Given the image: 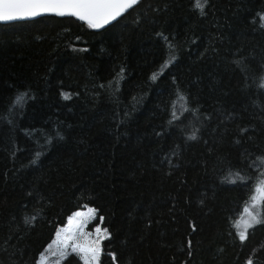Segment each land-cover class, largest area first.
Wrapping results in <instances>:
<instances>
[{
  "label": "trees",
  "instance_id": "trees-1",
  "mask_svg": "<svg viewBox=\"0 0 264 264\" xmlns=\"http://www.w3.org/2000/svg\"><path fill=\"white\" fill-rule=\"evenodd\" d=\"M192 4L139 0L99 31L55 15L0 23V264H35L85 204L111 234L101 264L109 251L118 264H264V223L243 242L234 227L264 179V0Z\"/></svg>",
  "mask_w": 264,
  "mask_h": 264
},
{
  "label": "snow or ice",
  "instance_id": "snow-or-ice-1",
  "mask_svg": "<svg viewBox=\"0 0 264 264\" xmlns=\"http://www.w3.org/2000/svg\"><path fill=\"white\" fill-rule=\"evenodd\" d=\"M138 2L139 0H0V22L55 15L58 17H74L76 20L83 22L87 28L99 30L110 25L113 21H117L118 17H122L127 10L132 9ZM207 3L208 0H193L192 7L198 10L200 15H204ZM258 16L260 26L264 27V13H259ZM157 35L162 36L161 33H157ZM76 39L79 40L80 37L77 36ZM164 39L166 40L167 38L164 37ZM169 47L174 46L169 44ZM72 50L77 51L78 49L73 47ZM79 51H85V49H79ZM172 59H175V56ZM167 63L166 61L164 67L167 66ZM121 72H123V69H121ZM156 78L155 74L151 76L152 80H156ZM60 95L65 99L70 98L68 93L65 92H61ZM256 95L258 98L264 97V72L261 73L256 81ZM26 97L27 92H19L11 103L12 105L20 106L26 102ZM180 98L185 101L184 111H191L193 116H197L198 109H189L187 107V98L182 94ZM253 103L256 102L253 101ZM257 107H260V105L257 104ZM231 117L232 113H228L223 116L221 122L227 121ZM172 119H178L175 112L172 113ZM208 119L209 116L204 114V120ZM169 123L171 124V121ZM189 123L191 124L192 121L189 120ZM199 131L200 128L193 125L192 130L187 134V139L196 140ZM239 131L244 132L245 129L240 128ZM56 135L59 136L60 133L57 132ZM156 135L160 136L161 133H156ZM40 154V152L35 153L30 163L35 164ZM172 154L176 155L177 153L173 150ZM165 159H167V154H165ZM256 160L260 164H264V156L257 157ZM260 176L264 177V171L260 172ZM225 178H228L230 183L244 179L239 170L235 173L229 170L226 177H222V179ZM250 201L251 206L246 204L244 208L245 218L237 220L234 224L236 234L241 242L245 241L249 228L256 224L264 223L260 212V202L264 201V179L253 185ZM83 208L85 209L84 211L77 210L72 212L67 217V223L62 228L58 227L56 229L54 239L39 253V258L36 259L35 264H61V260L68 257L70 253H75L82 264H101V256L104 252L102 242L108 239L111 234L108 228L101 227L99 223L95 225L91 232H86L85 226L96 218L97 209L89 207L87 204L83 205ZM32 219L33 217L25 216L24 222L26 224L31 223ZM100 220L102 221L103 217H100ZM107 255L111 257L113 264H118L115 252L109 251ZM189 255H191L190 252ZM246 264H253V260L251 258L247 259Z\"/></svg>",
  "mask_w": 264,
  "mask_h": 264
},
{
  "label": "rangeland",
  "instance_id": "rangeland-1",
  "mask_svg": "<svg viewBox=\"0 0 264 264\" xmlns=\"http://www.w3.org/2000/svg\"><path fill=\"white\" fill-rule=\"evenodd\" d=\"M85 210V209H84ZM84 210H81V211H84ZM245 218V215L243 216V218H242V220ZM100 224L101 225V220L98 218V216H97V214H96V218L95 219H93L92 221H90L89 222V224L88 225H86L85 226V231L86 232H91L92 231V229L95 227V225L96 224ZM102 227V226H101ZM70 255H75V253H70L69 254V256ZM68 256V257H69ZM76 256V255H75ZM77 257V256H76ZM67 258V257H66ZM66 258L65 259H63V260H61V264H63V262L66 260ZM78 258V257H77ZM78 260H79V258H78ZM80 263L82 264V262L80 261ZM70 264H75L74 262L73 263H70Z\"/></svg>",
  "mask_w": 264,
  "mask_h": 264
},
{
  "label": "water",
  "instance_id": "water-1",
  "mask_svg": "<svg viewBox=\"0 0 264 264\" xmlns=\"http://www.w3.org/2000/svg\"><path fill=\"white\" fill-rule=\"evenodd\" d=\"M133 7H134V6H133ZM129 10H130V9H129ZM129 10H127L126 12H128ZM126 12H125V13H126ZM125 13H124V14H125ZM124 14H123V15H124ZM123 15H122V16H123ZM43 16H46V15H43ZM38 17H41V16H38ZM38 17H34V18H38ZM34 18H30V19H34ZM119 18H121V17H118L117 20H118ZM30 19H24V20H30ZM24 20H15V21H24ZM15 21H10V22H15ZM114 22H116V21H113L112 23H114ZM0 23H9V22H0ZM112 23H111V24H112ZM111 24H110V25H111ZM108 26H109V25H108ZM105 27H107V26H105ZM105 27H104V28H105ZM102 29H103V28H102ZM99 30H101V29H99ZM99 30H96V31H99Z\"/></svg>",
  "mask_w": 264,
  "mask_h": 264
}]
</instances>
